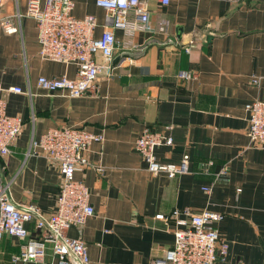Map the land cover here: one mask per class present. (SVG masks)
Segmentation results:
<instances>
[{
	"label": "crops",
	"instance_id": "obj_1",
	"mask_svg": "<svg viewBox=\"0 0 264 264\" xmlns=\"http://www.w3.org/2000/svg\"><path fill=\"white\" fill-rule=\"evenodd\" d=\"M72 1L74 17H95V37L110 26L95 0ZM26 2L4 0L1 15L23 14ZM147 5L152 31L127 36L113 29L111 75L99 77L94 95L39 89L37 76L72 78L74 65L39 58L31 17L21 16L15 33L0 27V99L5 113L22 121L10 153L0 158L2 178L14 203L49 215L59 171L43 153L29 152V142L49 128H84L100 138L90 143L89 164L74 178L87 187L93 214L66 234L83 241L88 264H151L173 241V221L155 215L184 208L221 215L214 226L227 251L211 264H264V149L249 142L243 109L248 101H264V0ZM162 20L164 32L157 30ZM189 40L194 47L186 51ZM179 70L195 76L181 80ZM143 129L169 135L170 145L154 149L156 160L177 162L186 153L188 172L172 178L148 173L133 149ZM208 160L207 170H200ZM25 226L35 237L32 223ZM23 241L3 234L0 264H50L13 261Z\"/></svg>",
	"mask_w": 264,
	"mask_h": 264
},
{
	"label": "built area",
	"instance_id": "obj_2",
	"mask_svg": "<svg viewBox=\"0 0 264 264\" xmlns=\"http://www.w3.org/2000/svg\"><path fill=\"white\" fill-rule=\"evenodd\" d=\"M0 27L4 33H15L21 16H29L35 23L37 54L44 60L72 64L74 77L65 75L35 79L36 86L47 92L59 91L65 97L94 95L99 77L111 75L112 50L115 45L113 29L130 36L136 31L150 32L148 0H95V5L104 10L110 18V26L94 36L96 20L87 14L76 18L72 15V0H27L25 12L15 11L1 15ZM165 6L169 0H154ZM246 0H227L232 4ZM167 22L162 20L157 30L164 32ZM194 47L189 40L186 51ZM100 57V61L95 59ZM192 71L179 70L176 77L181 80L194 78ZM20 93L19 87H9ZM30 95V92L27 91ZM246 112V135L252 146L264 149V101H248L243 106ZM20 117L9 116L4 111L0 99V158L10 153V146L20 134ZM100 137L80 127L60 126L49 128L29 142V152L43 153L57 165L60 185L52 213L44 215L33 204H16L9 192V182H5L0 167V238L3 234L24 240L13 261L47 262L50 264H88L85 244L78 237L66 234L69 227L81 228L85 220L93 214L89 203L87 187L74 178L89 162L86 152L90 143ZM171 137L161 132L143 129L133 141V149L150 174L163 173L172 178L188 172V155L182 154L177 162L162 163L156 160L154 149L170 145ZM211 164L208 160L198 167L206 171ZM99 170V168H97ZM204 191L209 188L203 187ZM182 215L183 218H179ZM156 218L165 223L173 221V241L151 264H211L226 254V243L220 238L214 224L221 218L217 212L203 210L197 213L187 208L172 210L168 215L157 214ZM26 223H32L35 237L28 236Z\"/></svg>",
	"mask_w": 264,
	"mask_h": 264
},
{
	"label": "water",
	"instance_id": "obj_3",
	"mask_svg": "<svg viewBox=\"0 0 264 264\" xmlns=\"http://www.w3.org/2000/svg\"><path fill=\"white\" fill-rule=\"evenodd\" d=\"M210 40V35L205 36V41L208 42Z\"/></svg>",
	"mask_w": 264,
	"mask_h": 264
},
{
	"label": "rangeland",
	"instance_id": "obj_4",
	"mask_svg": "<svg viewBox=\"0 0 264 264\" xmlns=\"http://www.w3.org/2000/svg\"><path fill=\"white\" fill-rule=\"evenodd\" d=\"M226 246H227V244H226ZM226 251H227V247H226Z\"/></svg>",
	"mask_w": 264,
	"mask_h": 264
}]
</instances>
